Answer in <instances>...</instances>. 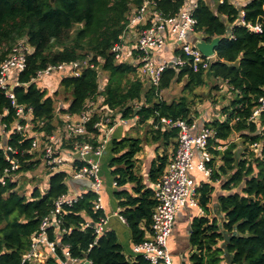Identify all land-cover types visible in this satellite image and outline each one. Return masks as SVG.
<instances>
[{
    "label": "trees",
    "instance_id": "trees-1",
    "mask_svg": "<svg viewBox=\"0 0 264 264\" xmlns=\"http://www.w3.org/2000/svg\"><path fill=\"white\" fill-rule=\"evenodd\" d=\"M146 1L154 2L165 17L185 6V0H0V65L20 42L31 47L26 68L13 73L19 82L13 89L15 100L33 108L34 124L31 137L14 132L5 143L20 165L14 173L18 176L40 165L41 160H34L31 150L35 137L46 139L58 124L64 127L65 121L56 120L58 94L65 100L59 106L62 113L78 115L88 103L98 102L88 123V130L96 138L100 131L92 124L99 114L109 113L115 120H137L139 127L147 126L144 137H112L109 168L117 185L114 196L120 213L129 225L133 242H142L150 230L157 201L154 188L146 184L141 173L138 154L144 144L159 143L158 147H173L172 157L180 130L163 124L161 118L186 119L192 124L199 113L193 106L196 90L207 84V77L222 79L223 84L215 86L218 90L225 88L231 97L222 96L226 103L214 108L220 117L206 119L205 126L214 130L209 139L213 155L208 163L210 179H224L222 188L228 193L218 198L221 220L207 216L194 219L191 244L195 252L191 260L192 264H264V113L252 118L264 94V0H217L216 9L209 1L200 0L193 12L196 29L207 41L222 37L216 58L207 69L201 65L198 71L192 69L191 60L180 69L169 66L158 86L139 75L137 44L132 52L125 47L120 59L113 51L117 44H125L130 16ZM242 18L253 25L261 24L262 30L255 32L242 23ZM130 56L134 59L128 61ZM76 60L88 61L78 76L55 70L36 78L38 71L49 65ZM184 79V93L179 99L169 102L162 97L164 90ZM5 111L8 113L0 116V122L9 130L17 118V108L0 86V114ZM75 140L96 144V139L72 138L62 147L72 149ZM166 150L150 167L148 181L153 184L170 161ZM6 152L0 148V173L12 166ZM86 164L75 163L77 167ZM68 174L65 170L49 171L46 190L37 186L30 197L22 192L17 177L0 184V264L21 263L43 219L55 210L56 201L68 194ZM197 191L206 212L212 186L205 182ZM97 198L98 194L88 189L56 215L61 222L51 224L47 234L57 242L58 255L66 259L63 249L68 248L71 256L89 259L93 264H149L142 255L129 259L114 230L96 233L97 224L106 216L103 209H95ZM226 233L231 236L228 241ZM44 264L60 263L49 257Z\"/></svg>",
    "mask_w": 264,
    "mask_h": 264
},
{
    "label": "built area",
    "instance_id": "built-area-1",
    "mask_svg": "<svg viewBox=\"0 0 264 264\" xmlns=\"http://www.w3.org/2000/svg\"><path fill=\"white\" fill-rule=\"evenodd\" d=\"M200 0H196L193 7L187 9L184 6L170 17H165L160 11L155 8V3L146 1L143 6L130 17L129 31H133L138 35L137 47L139 50L141 66L139 67V75L142 78H147L154 85L158 86L163 71L174 66L178 69L184 67L191 60V67L194 71H198L200 66L207 69L210 62L216 56H205L194 44L189 40L190 34L200 33L196 29L197 20L193 15L195 7ZM244 15V11H242ZM242 23L252 28L255 32L262 30L261 24L255 25L247 23L242 18ZM172 38L177 42V49L170 58H164L157 62L154 58L156 51L164 49L168 40ZM124 43L117 44L113 51L116 53L117 59L121 58V53L125 48ZM30 48L24 42L17 44L9 54V56L0 65V86L5 90L7 96L12 99L13 105L17 108L16 120L12 124V128L6 130L7 124L1 123L6 140L9 135L14 132L20 133L22 136L31 137V131L34 124L31 120L33 108L18 104L15 100L13 92L14 87L19 85L16 79H13L15 71H23L27 66V54ZM83 64L88 66V61L76 60L70 63H61L57 65H49L45 69L38 71L36 78L51 75L53 71H67L76 76L82 73L85 68ZM104 88V87H103ZM260 105L253 112L252 118L257 119L264 113V94L259 99ZM92 105V108L90 107ZM138 107V104H136ZM98 102H90L87 108L80 114L66 113L65 125L62 131H56L43 139L35 137L32 141L31 150L34 152L40 149L45 167L49 171L65 170L75 179L87 178L90 180V189L98 194L95 202V209H103L101 201V190L103 182L101 178V166L99 158L105 151L107 142L113 132L116 124L125 119H113L109 113L99 114L92 126L99 129L100 134L96 138L92 132L88 130V123L93 118V113L97 111ZM8 113L5 111L0 116ZM138 119V117H135ZM161 122L169 127H176L180 130L178 138V147L174 155L170 158L162 176L155 184L154 192L157 201L152 215L150 230L146 233V239L142 242L134 243L133 250L136 255H142L149 264H173L169 254V238L173 232L175 218L177 212L189 206L201 208L197 199V185L190 177L189 171L197 168L202 171L206 177H210L212 169L208 166L213 155L210 151L209 139L213 136L214 130L205 127L199 134L194 135L191 131L195 128V123H189L186 119L173 121L168 118H161ZM77 138L96 139V144L89 141L75 140L72 149L64 148L63 143L66 140ZM43 140V143H41ZM57 141L61 146L58 148ZM5 148L6 151L11 147L5 145L4 140H0V148ZM194 148L201 155V160L198 165H194ZM68 150L70 159H66L63 154ZM7 158L11 161V168H7L0 173V184L5 185L13 177H17L14 173L20 165L13 157ZM76 161L86 162V165L77 167ZM67 166L68 168H63ZM14 178V179H15ZM80 196V195H79ZM79 196H70L65 194L56 201L55 210L50 216L43 219L39 232L33 236L30 249L23 255L20 264H44L49 257L55 258L60 264H93L89 259H80L71 256L68 248H64L66 259L61 258L57 253L56 241L50 240L47 234L48 227L55 223L61 222L56 216L62 213L64 205H71ZM121 218L126 219L121 215ZM107 223V215L103 217L97 224L96 233L99 235L105 231ZM87 226L91 224L86 223ZM48 252V257H44V252ZM237 264V263H235Z\"/></svg>",
    "mask_w": 264,
    "mask_h": 264
},
{
    "label": "crops",
    "instance_id": "crops-1",
    "mask_svg": "<svg viewBox=\"0 0 264 264\" xmlns=\"http://www.w3.org/2000/svg\"><path fill=\"white\" fill-rule=\"evenodd\" d=\"M195 1L196 0H185L184 7H186L187 9L192 8ZM207 1H209V3L212 6L217 5V0H207ZM240 3H243V1L240 0ZM137 37L138 35L135 34L133 31H128L125 34V45L128 51H131L133 47L136 46ZM197 38H201V35H197V34L189 35V40L191 42H194ZM177 48H178L177 42L174 41V39L170 38L164 49L155 52L154 58L157 62L161 61L164 58H170L173 56L174 54L173 52ZM13 79H15L14 76ZM214 108L215 107L212 106V103L210 104L204 101L201 109H196L199 111V113L197 118H195L194 120L195 128L191 131L194 135L199 134L206 127L205 126L206 119L211 120L216 116L220 117L219 114L214 112ZM58 118L61 119L62 121H66V113H62L61 111H59V113L56 114V119ZM136 122L137 120L130 121L128 119H125V121H119L110 135L104 153L99 158H97L101 166V174L104 181L103 188L105 187V189L101 190L103 193V196H101L102 207L105 214L107 215V223L105 224V230H114L116 232L118 240L121 243L123 247V252L125 253L126 256L132 255V252L134 251L133 250L134 242L132 239V234L129 225L127 224L126 221H124L121 218V213H120L121 208L119 207L118 200L114 196V191L117 189V185L109 168V161L112 155L109 146L112 137H121L123 135H141V137H144L147 129L145 128V126H142V128L139 127L138 125H136L137 124ZM0 135L3 137L4 143H6L7 141L6 135L4 134L2 126H0ZM158 145L159 143L144 144L143 150L138 154V159L141 164V173L145 177L146 184L153 188L155 187V184L148 181L149 170L152 163L155 160H157L159 154L165 152L166 149H167L166 153L170 155L169 158L171 157L173 151L172 146H168V148L165 149L164 146L161 145L158 147ZM63 152H64L63 156L66 159H70L69 156L70 154L68 150H65ZM200 160H201V155L199 151L194 148V157H193L194 165L195 166L198 165ZM218 166H219V158H216L215 167ZM109 174L111 175L110 177ZM189 175L197 185V190L199 187L202 186L203 183L208 182L212 186V192L210 195V202L207 206L206 214L203 209L189 205L180 209L177 212L173 232L169 238V254L173 261V264H192L191 256L195 252V247H193L191 244V233H192V226L194 219L205 215L211 219L217 218L218 220H221L223 216L219 211L218 198L220 197V195L228 193V191L222 188L223 187L222 183L224 179L223 180L210 179L211 176L209 178L206 177V175L197 168L191 169L189 171ZM90 183H91L90 180L87 178L84 179L73 178V180H71L68 184L69 187L68 194L70 196H79L84 191L90 189ZM47 186H48V182L46 180V184L41 189L46 190ZM199 198H200V192L198 191V196H197L198 201Z\"/></svg>",
    "mask_w": 264,
    "mask_h": 264
},
{
    "label": "rangeland",
    "instance_id": "rangeland-1",
    "mask_svg": "<svg viewBox=\"0 0 264 264\" xmlns=\"http://www.w3.org/2000/svg\"><path fill=\"white\" fill-rule=\"evenodd\" d=\"M216 7H217V5L213 6V8H215V9H216ZM241 14H242V12H241ZM132 15L130 17H132ZM197 35H201V37H203L202 32L197 33ZM27 46L29 48H31L29 45H27ZM131 52H132V50H131ZM171 53H172V51H171ZM131 60H133L132 56H130V59H128V61H131ZM83 66L86 67V64H83ZM207 80H208L207 84H206L207 87H205L206 86L205 85L204 87L198 88L196 90L197 97H196V101L193 105L194 108H196V109H201L202 104H203L202 102L204 100L210 104L212 103L213 107H219V104L223 105L226 103V101L222 99V96L224 94L226 95V98L231 97V95L229 93H227V90L225 88L222 90H218L216 88L215 84H217V83H218L217 85L221 84L223 82L222 79H216L214 77H212V78L207 77ZM185 82H186V79H184L182 82H174L168 89L163 91L162 97L169 102L176 100V99H179L181 97V95H183V93H184ZM215 96L218 97L216 101H214ZM56 99H57V104H56V114H57V113H59V111H61V109L59 108L60 103H62L63 101L65 102V100H64V96L62 94H58L56 96ZM217 111L220 112V110H217ZM56 120L58 121L61 119L58 118ZM57 126H59V127L54 132L62 131L63 126H61L60 124H58ZM145 128L147 129V127H145ZM46 138H48V136ZM67 142H69V141L66 140L64 143H67ZM41 143H43V140H41ZM57 144H58L59 150H61V146H60L58 141H57ZM33 153H34V160H38V159L41 160L40 165L35 170L19 173L17 176V178H19V186L21 187L22 192L24 194L28 195L29 197L31 196V193L35 187L38 186V187L42 188L46 184V180L48 182V179H49V175H48L49 170L45 167L44 163H42V152H41V150L37 149ZM63 168H68V167L65 166ZM68 175L69 176L67 179V183L69 184V182L71 180H73V176L70 174H68ZM110 176L111 175L109 174V177ZM101 178H102V182L104 183L102 174H101ZM102 189H105V187L104 188L102 187ZM101 196H103L102 191H101ZM205 214H206V212H205ZM203 216H205V215H203ZM48 255H49L48 252L45 251L44 257L47 258ZM134 256L136 257L137 255L133 251L132 255H129L127 257L132 260L135 258Z\"/></svg>",
    "mask_w": 264,
    "mask_h": 264
},
{
    "label": "water",
    "instance_id": "water-1",
    "mask_svg": "<svg viewBox=\"0 0 264 264\" xmlns=\"http://www.w3.org/2000/svg\"><path fill=\"white\" fill-rule=\"evenodd\" d=\"M56 0H51L52 3H55ZM221 36H215L211 41H207L205 37L197 38L194 41L195 46L205 55L209 57L216 56V48L221 41ZM9 158L13 157V153L8 150L7 152ZM229 234H225L226 241L230 239Z\"/></svg>",
    "mask_w": 264,
    "mask_h": 264
}]
</instances>
